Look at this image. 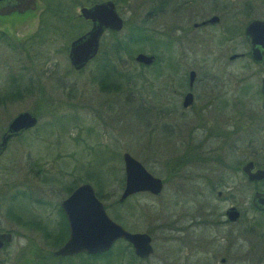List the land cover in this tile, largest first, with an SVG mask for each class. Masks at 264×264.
I'll use <instances>...</instances> for the list:
<instances>
[{"label": "rangeland", "instance_id": "1", "mask_svg": "<svg viewBox=\"0 0 264 264\" xmlns=\"http://www.w3.org/2000/svg\"><path fill=\"white\" fill-rule=\"evenodd\" d=\"M98 1L103 0H77L81 3L71 12L76 17L80 6ZM151 4L154 0L116 2L118 14L127 26H141L147 31L145 39L133 44L132 58L138 52L156 57L157 66L148 69L140 68L126 54L111 60L118 71L144 72L149 86L146 83L140 94L121 90L103 92L93 79V61L79 71L73 70L67 50L76 36H69L71 29L66 26L57 23L56 30L64 33H48L44 42L28 41L41 18V0H37L34 11L0 17V135L7 122L20 111L36 113L33 115L37 118V125L12 138L0 156V225L12 227L18 233L7 248L8 256H0V264H19L20 254L27 255L25 264L35 262L36 257L29 253L31 246L47 252L56 248V226L60 225L62 230L65 226L57 212L59 202L67 195L68 187L83 182L99 192L100 201L114 221L131 232L150 233L153 253L144 260L121 257L122 246L118 243L109 256L47 258V264H108V259L111 264L120 261L122 264H183L182 253L196 249L197 242L191 241L198 237L201 228L196 226L184 232L183 227L198 213L207 211L210 206H206L212 205L215 198L204 193L202 180L183 179V175L193 178L210 175L215 165L206 156L199 157L198 147L174 144L168 139L164 125L168 94L160 81L168 73L165 64L170 57L186 73L188 67L196 64L198 56L194 49L183 51L185 45L176 37L178 34L168 33L170 23L175 26L180 23V19L170 18L168 7L159 14L145 15ZM79 22L73 30L84 32L89 28L87 21ZM102 40L95 58L111 42L110 32ZM205 40L211 44L217 42L210 35ZM172 41L168 51V43ZM105 55L109 58L110 52ZM155 68L160 72L152 73ZM113 80L120 82L122 78L110 77ZM123 152L164 181L159 195L138 193L117 204L123 187ZM219 153L226 156L232 152L225 146L220 147ZM31 212L45 223L49 236L43 237V241L37 238L35 228L16 225L13 213L26 221ZM194 257L191 261L200 264L202 257Z\"/></svg>", "mask_w": 264, "mask_h": 264}, {"label": "flooded vegetation", "instance_id": "2", "mask_svg": "<svg viewBox=\"0 0 264 264\" xmlns=\"http://www.w3.org/2000/svg\"><path fill=\"white\" fill-rule=\"evenodd\" d=\"M111 1L118 13L117 0ZM167 7L170 18L180 19L177 26L169 24L168 33L178 34L176 37L185 45L183 51L194 49L198 60L186 73L172 57L165 64L168 73L160 81L168 94L165 132L174 144L198 147L199 157L206 156L215 165L210 175L200 174L195 178L183 175V179L202 180L204 193L214 195L215 202L183 227L184 232L196 226L201 231L191 241L197 242L196 249L184 251L180 257L184 258L183 264H195L191 261L194 255L202 257L200 264H264V0H154L145 15L159 14ZM106 32L110 31L103 32L99 47ZM209 35L217 42L207 43L205 36ZM168 45L167 50L171 51L173 41ZM148 55L153 56L148 65L152 66L156 57ZM225 146L232 153L220 155V147ZM161 181L163 188L164 181ZM59 209L65 226L63 230L60 225L56 226L58 238L54 242L62 238L63 241L49 252L29 247V253L37 258L31 264H47V258L93 255L86 252L53 255L69 234L60 202L57 207L60 214ZM13 215L17 226L35 228L40 241L48 238L45 223L36 214L31 212L26 221ZM0 233L9 234V240L0 244V256H8L7 248L18 233L12 227L1 225ZM147 234L152 252L145 258L133 253L138 260L147 259L153 253L152 238ZM20 256L19 264H25L27 255Z\"/></svg>", "mask_w": 264, "mask_h": 264}, {"label": "water", "instance_id": "3", "mask_svg": "<svg viewBox=\"0 0 264 264\" xmlns=\"http://www.w3.org/2000/svg\"><path fill=\"white\" fill-rule=\"evenodd\" d=\"M36 7L37 0H0V16L12 13L23 14L36 10ZM78 16L83 20H88L90 26L71 39L68 44L67 59L74 70L82 69L97 54L99 40L105 30L119 32L123 27V19L116 12L115 5L111 0L80 6ZM133 59L136 63L146 66L152 63L153 56L138 52ZM36 124L37 118L30 112L16 113L7 122L0 135V155L5 150L10 138ZM121 161L123 187L118 197L119 201L139 192H147L154 196L160 194L162 181L159 177L151 174L140 161L128 152L121 154ZM60 207L65 215L69 234L64 243L53 251L54 256H69L80 252L100 254L107 251L119 239L127 242L133 253L140 258L151 254L149 235L145 232L128 231L110 218L88 182L74 187L65 198L61 199ZM8 240V233H0V244Z\"/></svg>", "mask_w": 264, "mask_h": 264}, {"label": "trees", "instance_id": "4", "mask_svg": "<svg viewBox=\"0 0 264 264\" xmlns=\"http://www.w3.org/2000/svg\"><path fill=\"white\" fill-rule=\"evenodd\" d=\"M41 2H42V9H41V12H39V15L41 14V18L39 19V23L37 25L36 31L34 32L33 35H31V37L28 39V41H30L31 43L37 44V43L44 42V40L47 39V38L44 39V37L48 33L49 34L64 33V32H61L60 30H56V29H58L57 23H59L61 25V27L66 26L67 28L71 29V31L69 33V36H71V37L77 36L80 33H82L81 29L73 30V28H75V26H78L77 22H79V20H81V18L79 16L75 17L73 15V13L71 12L73 7L76 6L77 4L81 3V2L78 3L77 0H41ZM51 18L55 21L54 23H52ZM49 25H51L53 27V30H50L51 28ZM122 30H125V32L122 33L121 35L117 34L118 32L110 31L111 42L109 43L108 47H106V45H104V47L101 48L102 50L99 53V55L97 56V58H95L96 57L95 56L92 59V61L94 62L93 79L97 82L98 87L103 92L121 90V91H124L126 93L135 92V93L140 94L141 91H143L146 88L145 84L147 83V79L145 78L144 72L141 69L134 71V72L129 71L127 69H124L123 71H118V70H116L115 64L113 65V63H112L113 61H111V60L113 58L116 61L117 58L118 57L120 58L122 54H124V55L126 54V56L129 59H133L132 54L135 51V49L133 48V44L137 40L145 39L146 35H147L146 34L147 31H146V29H144L141 26H130V25L127 26L126 21H124V23H123ZM56 31H60V32H56ZM101 45H103V40H101L100 46ZM21 47H22V45H21ZM106 52H110L109 58L105 55ZM137 64H139V63H137ZM139 65H140V68L142 67V69H148L151 67L153 68V67L157 66V61L155 59V62L153 63L152 66H148V65L145 66L143 64H139ZM156 70H157V68H155V71H153L152 73L157 74L160 72L159 69L157 71ZM77 71H79V70H77ZM117 76H120L122 78V80H120V82H117L118 80L110 81V77H114L116 79ZM147 86H149V83H147ZM26 90L28 93H30L29 88H26ZM39 93L42 94V91L39 90ZM134 110L137 111V108H135ZM33 114H36V113H33ZM120 181H121V179H120ZM72 182H74V181H72ZM75 186H76V184H75ZM70 188H73V187H68L67 191H69ZM96 195L98 198H100L99 192L96 191ZM128 198H126L123 201L117 200V204L124 203ZM59 212L61 214L60 209H59ZM61 216L64 220V217L62 214H61ZM60 242L61 241L55 242V245L56 244L58 245ZM118 243H120L122 246V255H123L122 256L120 254L119 256H121V257H125V256L128 257L129 256V258H131V259L136 258L132 252L130 245L121 239L117 240L112 245V247H110L104 253L96 254V255H86V256L91 257V258L93 256H98V257L99 256H107V255L109 256L113 246L115 244H118ZM116 259H118V258H116ZM117 261H119V259ZM108 264H111L110 259H108ZM117 264H122V263L120 261Z\"/></svg>", "mask_w": 264, "mask_h": 264}]
</instances>
